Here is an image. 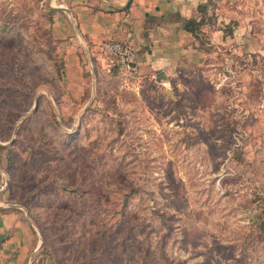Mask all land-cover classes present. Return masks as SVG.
I'll use <instances>...</instances> for the list:
<instances>
[{"label": "rangeland", "instance_id": "rangeland-1", "mask_svg": "<svg viewBox=\"0 0 264 264\" xmlns=\"http://www.w3.org/2000/svg\"><path fill=\"white\" fill-rule=\"evenodd\" d=\"M66 2L0 0V166L31 263L264 264V0L225 2L230 43L201 27L212 57L165 85L73 67Z\"/></svg>", "mask_w": 264, "mask_h": 264}, {"label": "crops", "instance_id": "crops-1", "mask_svg": "<svg viewBox=\"0 0 264 264\" xmlns=\"http://www.w3.org/2000/svg\"><path fill=\"white\" fill-rule=\"evenodd\" d=\"M56 8L53 31L68 41L74 67L85 59L109 69L100 46L107 41L131 44L137 50L140 81L165 85L181 74L195 72L212 57L199 38L186 30L189 22L206 21L202 32L210 44L230 43L224 24L233 20L228 0H66ZM108 61V60H107ZM7 173L0 166V264H32L38 241L24 215L10 201Z\"/></svg>", "mask_w": 264, "mask_h": 264}, {"label": "built area", "instance_id": "built-area-1", "mask_svg": "<svg viewBox=\"0 0 264 264\" xmlns=\"http://www.w3.org/2000/svg\"><path fill=\"white\" fill-rule=\"evenodd\" d=\"M100 52L117 70L132 78L139 76L137 66V50L128 43L107 41L101 44ZM2 249L0 247V254Z\"/></svg>", "mask_w": 264, "mask_h": 264}, {"label": "trees", "instance_id": "trees-1", "mask_svg": "<svg viewBox=\"0 0 264 264\" xmlns=\"http://www.w3.org/2000/svg\"><path fill=\"white\" fill-rule=\"evenodd\" d=\"M205 24V21H201L199 23H196V22H189L187 25H186V30L191 32L197 39L199 38V32L201 31V27ZM123 206H127L126 203L124 202ZM160 210H155L153 212L154 213H157L159 212ZM131 233V232H130Z\"/></svg>", "mask_w": 264, "mask_h": 264}]
</instances>
